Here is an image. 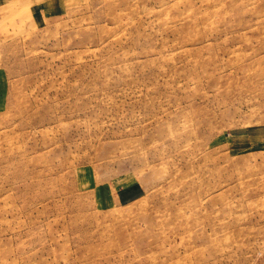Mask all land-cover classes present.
Wrapping results in <instances>:
<instances>
[{
  "label": "rangeland",
  "instance_id": "374dc122",
  "mask_svg": "<svg viewBox=\"0 0 264 264\" xmlns=\"http://www.w3.org/2000/svg\"><path fill=\"white\" fill-rule=\"evenodd\" d=\"M0 264H264V0H0Z\"/></svg>",
  "mask_w": 264,
  "mask_h": 264
}]
</instances>
